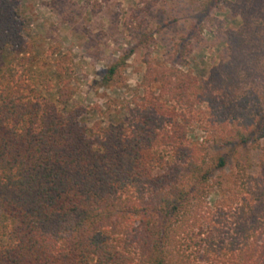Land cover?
<instances>
[{"label": "trees", "instance_id": "trees-1", "mask_svg": "<svg viewBox=\"0 0 264 264\" xmlns=\"http://www.w3.org/2000/svg\"><path fill=\"white\" fill-rule=\"evenodd\" d=\"M22 26L0 0V57L32 52ZM228 38L231 62L203 85L145 61L143 97L106 125L67 109L73 88L59 72L54 100L0 78V218L13 221L0 264H264V36L241 27ZM205 103L222 110L200 119ZM195 121L207 144L189 139Z\"/></svg>", "mask_w": 264, "mask_h": 264}, {"label": "rangeland", "instance_id": "rangeland-1", "mask_svg": "<svg viewBox=\"0 0 264 264\" xmlns=\"http://www.w3.org/2000/svg\"><path fill=\"white\" fill-rule=\"evenodd\" d=\"M23 24L22 37L32 52L7 47L0 57V78L20 77L47 99L57 95L54 74L73 88L67 109H83L87 125L115 123L125 108L143 97L145 61L152 66H176L207 83L212 67L229 64L228 33L257 28L264 36V0H9ZM198 31L193 35L191 28ZM130 54L108 87L100 81L117 60ZM57 65L60 67L57 70ZM55 85L51 94L45 85ZM157 89V85H152ZM158 92V91H157ZM205 103L200 119L210 120ZM206 116V117H205ZM194 122L193 143L211 139ZM207 144V142H206ZM6 216L2 225H12Z\"/></svg>", "mask_w": 264, "mask_h": 264}]
</instances>
